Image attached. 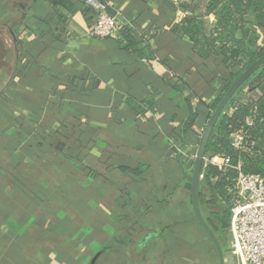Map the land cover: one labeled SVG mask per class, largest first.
<instances>
[{
    "label": "crops",
    "instance_id": "1",
    "mask_svg": "<svg viewBox=\"0 0 264 264\" xmlns=\"http://www.w3.org/2000/svg\"><path fill=\"white\" fill-rule=\"evenodd\" d=\"M102 1L129 34L93 36L80 0L70 9L0 0V31L9 37L0 42V90L15 70L1 96L16 82L39 105L12 104L10 113L24 124L2 131V138L33 139L15 137L0 151V264H169L164 228L191 203L185 173L208 124L202 108L184 130V100L196 110L217 96L221 85L213 78L226 68L213 67L194 54L188 37L169 30L186 15L173 8L176 0L171 7L162 0ZM205 20L211 27L215 17ZM154 27L165 31L149 39ZM130 37L135 51L127 49ZM20 62L27 65L22 80ZM6 145L0 141V149ZM69 149L82 151V164L97 175L62 155ZM205 161L220 163L218 156ZM197 227L196 236L212 247ZM194 255L183 256L185 264H195Z\"/></svg>",
    "mask_w": 264,
    "mask_h": 264
},
{
    "label": "trees",
    "instance_id": "2",
    "mask_svg": "<svg viewBox=\"0 0 264 264\" xmlns=\"http://www.w3.org/2000/svg\"><path fill=\"white\" fill-rule=\"evenodd\" d=\"M48 1L54 7L70 9L73 6L71 0ZM80 1L86 15L92 17V8L86 0ZM162 1L171 7L170 0ZM173 6L174 9L177 7L184 10L186 15L181 21L174 22L169 30L182 37H188L192 51L198 57L209 61L213 67L221 64L226 68L225 72H218L213 78L214 83L221 85L217 96L209 102L201 100L196 110L189 99L184 100L187 116L183 125L184 130H187L194 125L202 108L207 111L208 123L228 88L249 66L264 55V0H176ZM109 13L115 15L113 12ZM207 15L215 17L211 27L205 20ZM58 20L64 23L65 15L60 13ZM55 29V33H58L57 26ZM119 29L122 33H128L130 30L121 23ZM163 31L164 28L154 27L145 35L151 39ZM128 41L127 49L135 51V38L130 37ZM26 67L25 63L20 62L17 73L21 80L26 76ZM4 77H6V69H2L0 73V82ZM17 88L18 85L14 82L0 97V141L7 144L6 148L0 149L1 152L11 149L10 145L16 143L15 137L19 138L17 141L33 139L28 136L20 138L21 136L13 134L2 138L6 124L10 125L9 127L24 124L20 121V117L10 113L12 104L39 107L38 102L29 97L30 95L23 94ZM236 133L244 137L240 147L233 145V135ZM200 141L201 138L199 144ZM34 142L37 146H43L38 138L34 137ZM62 155H65L77 168L85 170L88 168L87 171L91 176L97 175L94 170L82 164V151L69 149ZM211 156H218L221 163L228 158L229 163L220 168L216 164L204 161L200 201L204 216L218 235L227 254L230 226L228 199L235 179L240 171L260 174L264 177V63L240 86L219 116L206 150V157ZM135 172L138 173V170ZM183 185L190 191V181ZM173 217L174 219L164 228V238L167 241L165 253L169 264H185L183 256L189 251L193 254L206 251L210 256H216L213 246L210 247L208 242L204 244L200 236H196L195 226H198L202 235L206 236V234L195 219L191 203L189 206L183 204L179 210H175Z\"/></svg>",
    "mask_w": 264,
    "mask_h": 264
},
{
    "label": "built area",
    "instance_id": "3",
    "mask_svg": "<svg viewBox=\"0 0 264 264\" xmlns=\"http://www.w3.org/2000/svg\"><path fill=\"white\" fill-rule=\"evenodd\" d=\"M92 8L90 33L97 38H108L119 29L120 21L107 10L102 0H86ZM244 137L233 135V145L240 147ZM217 163L220 168L226 166ZM228 206L230 226L228 251L230 264H264V177L240 171L230 191Z\"/></svg>",
    "mask_w": 264,
    "mask_h": 264
},
{
    "label": "water",
    "instance_id": "4",
    "mask_svg": "<svg viewBox=\"0 0 264 264\" xmlns=\"http://www.w3.org/2000/svg\"><path fill=\"white\" fill-rule=\"evenodd\" d=\"M264 63V55L261 56L259 59H257L251 66H249L234 82L233 84L228 88V90L225 92L223 97L221 98L219 104L217 105L216 109L214 110L211 118L209 119V122L204 130V133L202 135L197 156L195 159L193 170L189 173L186 172L185 176L190 179L191 184V205H192V211L194 213L195 219L198 222V224L202 227L204 232L207 235V238L210 240L215 253L217 257L218 264H227L226 261V253L224 250V247L222 245V242L220 241L218 235L213 230L212 226L204 216V213L202 211L201 207V186H202V180H203V174L202 169L204 165V161L206 158V150L208 146V142L210 139V136L213 132V129L215 127V124L223 112L224 108L226 107L229 100L232 98V96L236 93V91L240 88V86L246 81V79L262 64ZM15 76V70L12 73V76L8 80V82L1 88L0 90V96L6 91L12 80Z\"/></svg>",
    "mask_w": 264,
    "mask_h": 264
},
{
    "label": "rangeland",
    "instance_id": "5",
    "mask_svg": "<svg viewBox=\"0 0 264 264\" xmlns=\"http://www.w3.org/2000/svg\"><path fill=\"white\" fill-rule=\"evenodd\" d=\"M8 38L7 36H5L3 33H1L0 31V42L3 41L6 43V41L9 43L8 41ZM7 45V44H6ZM9 46V45H8ZM3 47H2V44H0V64L2 65L3 64V61L1 59V56L3 54ZM9 50V49H8ZM8 57V55H7ZM11 64V57H8L7 58V65L8 67L10 66ZM9 72V71H8ZM205 251H202L200 252L198 255H194V256H191L190 258L193 259L195 261V264H218L217 262V257L216 256H210L209 254H204ZM192 260V261H193ZM226 261H227V264H230L231 263V258L229 256V254L227 253L226 254Z\"/></svg>",
    "mask_w": 264,
    "mask_h": 264
},
{
    "label": "bare ground",
    "instance_id": "6",
    "mask_svg": "<svg viewBox=\"0 0 264 264\" xmlns=\"http://www.w3.org/2000/svg\"><path fill=\"white\" fill-rule=\"evenodd\" d=\"M3 50V49H2Z\"/></svg>",
    "mask_w": 264,
    "mask_h": 264
}]
</instances>
